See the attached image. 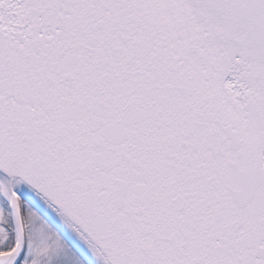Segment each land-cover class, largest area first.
<instances>
[{
	"label": "snow or ice",
	"instance_id": "obj_1",
	"mask_svg": "<svg viewBox=\"0 0 264 264\" xmlns=\"http://www.w3.org/2000/svg\"><path fill=\"white\" fill-rule=\"evenodd\" d=\"M0 264H264V0H0Z\"/></svg>",
	"mask_w": 264,
	"mask_h": 264
}]
</instances>
